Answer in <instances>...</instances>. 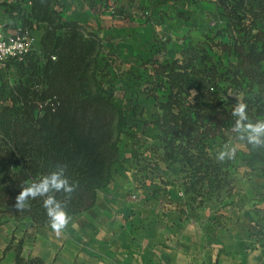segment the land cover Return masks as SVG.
<instances>
[{
  "label": "trees",
  "instance_id": "trees-1",
  "mask_svg": "<svg viewBox=\"0 0 264 264\" xmlns=\"http://www.w3.org/2000/svg\"><path fill=\"white\" fill-rule=\"evenodd\" d=\"M90 1L95 4L97 0ZM47 2L48 0H34L32 17L35 20L44 18L38 9L41 10V6ZM216 10L224 20L222 23L225 28L222 34L216 32L215 35H211L212 32H210L208 36L213 37L217 42L212 44L210 39H206L205 34L204 40H191L189 47L208 49L212 45L214 48L222 47L223 51L236 56V60L230 64L228 79L230 80L232 76L234 83L244 86L247 94L254 95L248 97L247 94L246 96L243 94V100L248 105L249 121L256 123L260 121L257 120L258 118L264 116V108H259V105L263 107L261 103L264 100V0H233L232 2L217 0ZM13 11L19 12L20 8L14 7ZM146 12L150 15L149 11L146 10ZM10 15L13 16V13ZM23 22L28 20L24 18ZM79 25L72 18L59 25L56 30L58 42L62 40L59 33H66L69 27L70 37L67 41L70 44L71 41L78 43L81 34L76 28H79ZM93 35L100 38L97 33ZM219 36L221 40L218 39ZM106 38H109L104 46L107 50L102 51L101 58L106 60L105 63L112 64L109 58L113 54L115 64L121 71L116 78V84L123 85L125 84L123 74H126V69H132L135 66L133 63L138 64L141 57L138 52H133L130 46L116 42L114 35H108ZM69 46L67 45L66 49H69L71 55L72 51L78 53L76 61L68 68L65 65L64 70L62 69L64 64H59L53 70L56 77L66 78L65 84L69 86V90L47 94L45 89L51 88V85L43 88L40 90L39 99L35 101L37 105L39 104L37 113L33 107L28 108L25 99L26 102L24 100L25 104L21 110L13 112L12 116L6 114L8 121L0 124V130L4 132V138H0V168H3L8 175L0 180V185L3 187L0 189V201L2 204H8L11 211H17L13 205L16 196L22 190L21 187L40 180L44 175L55 170L57 165H63L66 166V175L70 182L75 183L76 190L70 197H66L64 193H57L56 198L66 203V210L70 216L83 212L94 205L97 191L108 185L114 172L117 171V166L122 163L125 151L120 140L122 132L119 130L114 134L118 122L111 119L108 110L110 103L101 97L95 102H92V98L85 101L81 94L74 93L77 91L72 87L75 86L74 83H69L75 77L78 79L80 72L86 73L85 68L75 69L74 67L78 63L87 65L84 62L86 51L91 49L84 45ZM170 49L166 42L156 39L153 47H147L144 52ZM53 56L56 60L52 59ZM29 58H35L42 67V69L39 68L46 70L56 63L58 55L47 52L42 41H39L37 49L29 55ZM193 61L196 62L197 57H194ZM175 64L174 60L165 59L160 62L152 61L151 65L161 81L168 79L170 87H173L174 75L185 73L183 79H176L179 85H183L179 88L182 90V87L184 89L190 86V82H185L184 79L190 81L192 78H189L190 73L184 71L188 70V66L180 67V71H176ZM204 72L199 70V73ZM208 79L215 80L212 76ZM61 82L63 83V80ZM54 89L59 88L54 86ZM215 89L214 86L209 87L211 91ZM219 92L217 89L212 94L218 98ZM37 93L38 90L33 91L31 96L37 97ZM182 93L184 92L180 91L179 95L169 96L164 114L160 120H157L158 125L152 128L154 133L148 137V141L144 142L140 139L143 130H140L141 133L130 132L133 140L126 148L129 149L131 146L132 156L136 158L147 156L149 150L157 152L162 149L161 156L164 159H173L182 163L185 171L192 178V188L200 185L202 189L220 190L228 185L230 178L228 172H220L221 165L216 159L218 140L226 129L235 124L236 117L232 116L234 107L224 109L221 106L219 111L211 110L208 105L201 104L205 98H195L196 102L190 104L192 99H188ZM221 94L226 95L236 104L239 102L238 98L227 95V89L221 91ZM93 104L96 105L95 108L91 106ZM257 151L264 154V146L258 147ZM12 172L13 174L10 175ZM8 181L10 183L6 184ZM43 199L44 197H39L30 200V206L23 210L32 222L30 226L45 227L49 224ZM24 246L25 239L21 238L15 247L14 264H45L41 257H26L23 253Z\"/></svg>",
  "mask_w": 264,
  "mask_h": 264
},
{
  "label": "crops",
  "instance_id": "crops-1",
  "mask_svg": "<svg viewBox=\"0 0 264 264\" xmlns=\"http://www.w3.org/2000/svg\"><path fill=\"white\" fill-rule=\"evenodd\" d=\"M58 1L63 9L87 5L100 38L114 35L138 53L147 48L138 45L153 47L156 39L169 48L204 40L205 20L217 14L216 0H119L114 13L108 0ZM131 149L94 205L72 215L62 235L49 224H26L27 256L45 264H264V207L239 200L228 186L192 188L182 163L164 159L162 149L138 158Z\"/></svg>",
  "mask_w": 264,
  "mask_h": 264
},
{
  "label": "rangeland",
  "instance_id": "rangeland-1",
  "mask_svg": "<svg viewBox=\"0 0 264 264\" xmlns=\"http://www.w3.org/2000/svg\"><path fill=\"white\" fill-rule=\"evenodd\" d=\"M230 1L232 2L233 0ZM60 2L64 1L48 0L47 4L41 6V10L38 9L39 13L43 15L44 18H39L37 19L38 21L35 20L37 23H41V26L39 25V28L35 31L38 35V40L42 41L47 52H53L58 55L56 63L52 64V66L46 70H41L42 67L40 63L38 64L35 58H29L28 56L23 61H12L5 66H0V124L1 122L8 121L7 115L12 116L13 112L16 113L17 110H21L22 106L25 104V99L27 100L28 108L33 107L37 113L39 104L37 105L35 101L39 99L40 90L43 88H48L51 85V88L45 89L47 90V94L69 90V86L65 84L66 78L56 77L55 72H53L59 64H64L62 68L64 70L65 65L66 68H68L69 65L71 66V64L76 61L78 53L76 54L72 51L73 54L71 55L69 49H66L67 45H70L69 47L84 45L91 49L86 51V60L84 62L87 65H80V63H78L74 67L75 69L85 68L86 73L80 72L78 74V79L75 77V79L70 80L69 83H74L75 86L72 87L75 88V90L77 89L74 93L78 95L81 94V97L84 98L83 100L85 101L92 98V102H95L96 99L98 100L101 97L105 98V100L110 103L108 110L111 119L118 122L114 134L119 130L122 132L120 140L122 141L125 151L127 150L126 147L129 146L130 142L133 140L130 132L141 133L140 130H143L140 139L144 142L148 141V137L152 136L154 133L152 132V128L158 125L157 120H160L161 116L164 114V108H166V103L169 102L168 99L171 94L179 95L180 91H183V96L192 99L190 104L196 102L195 98H205L203 103H201L203 106L208 105V108H211V110L219 111L221 106H223L224 109H229L236 105V103L230 100V98H227L226 95L223 94L222 96L221 91L227 89V95H230L232 98H238L239 102L247 104V102L243 100L244 95L246 96L247 94L244 86L234 83L232 76L230 80L228 79L230 64L236 60V56H232L228 52L223 51L222 47L216 46L214 48L212 45L209 46L208 49H196L194 47L191 49L189 47L191 44L190 40L183 43L175 42L168 51H155L150 53L144 52L146 49L140 51L138 54L141 58L138 64L133 63L135 66H133L132 69H126V74H123V81L125 84H116V78L121 71L115 64L113 54L112 57L109 58L112 64L105 63L106 60H104L103 57L101 58L102 51L107 50L104 49V46L109 41V38H99L93 35L97 32L96 29L93 31L94 26H96V20L87 15L85 9L87 5L74 4L72 5L73 8L65 5L63 9V5L61 6ZM210 7L209 5H205V8ZM60 8L63 9L65 13L60 12ZM67 16L80 24L79 28H76L81 34L78 43H73L71 41L70 44V42L67 41L70 37L69 27L66 33H59L62 36V40L60 39L61 41H59L61 43L58 42L56 33V30H58L57 27L67 21ZM211 17L212 19L210 22H206L207 20H205L204 31L206 39H210V42L215 44L217 42L216 39L208 35L210 32H212L211 35H215L216 32H221L222 34L225 25H223V19L219 14H214ZM204 19H206L205 15ZM24 25L30 26L31 24L25 22ZM205 26L208 27V29H206ZM220 38L221 36L218 37L219 40H221ZM143 45L145 44H140L137 47H139L140 50H142L141 47H148L147 45ZM194 57H197L196 62L193 61ZM165 59L175 61L176 71H180V67H189H187L188 70L184 71L190 73L191 77L189 78H192V80L187 81V79H184V81L190 82V86L184 87V89L182 87V90L179 89L180 86L183 85H179L176 79H183L185 73L173 76V87H170L167 78L161 81L160 78L157 77V73L154 71L153 65H151L152 61L160 62ZM178 61L180 62L177 63ZM35 62L37 65L33 64L30 66V64ZM199 70L205 72L199 73ZM80 76H82V78H80ZM186 76L188 75L186 74ZM209 76L214 77L215 80L208 79ZM60 80H63V83ZM54 86L59 89L55 90ZM210 86H214L216 88L215 91L209 90ZM217 89L220 91L218 96L221 99L212 94L216 92ZM37 90L38 96H31V92L33 93V91ZM247 96L253 97L254 95L247 94ZM47 102L48 100L44 103V106ZM207 102L210 103L208 104ZM261 105H263V107L259 105V108H264V100ZM91 106L93 108L96 107L95 104ZM41 107L42 106H40V108ZM261 119L264 120V116L257 120ZM241 135L242 133L237 132L234 125H232V127L224 131L218 140L219 146L218 149L216 148L217 153L232 147L236 148V154L233 159H226L223 163L219 162L221 165L220 172H228L229 176H232L229 177L230 180L227 186L229 190H235L236 198H239V200H242V196H244L245 199L250 198L252 204L255 203L262 208L264 207V154L258 153V147L253 148L252 145L247 143L246 134H243L245 136L243 140L239 138ZM0 138H4V132L1 130ZM128 150H130V148ZM124 155L123 153V156ZM12 174L13 172L10 173V175ZM7 176L6 171L0 168V180ZM9 183L8 181L6 184ZM1 188L3 187L0 185V189ZM224 188H226V186H224L223 189ZM7 205L8 204H2V201H0V264H12V261L15 260V247L19 244V240L24 238V236L21 235V231L26 224L32 223L24 211H11ZM23 253L26 257H30L27 256L25 250Z\"/></svg>",
  "mask_w": 264,
  "mask_h": 264
},
{
  "label": "clouds",
  "instance_id": "clouds-1",
  "mask_svg": "<svg viewBox=\"0 0 264 264\" xmlns=\"http://www.w3.org/2000/svg\"><path fill=\"white\" fill-rule=\"evenodd\" d=\"M248 105L244 102H237L232 111V116L236 117L234 128L237 132L242 133L239 137L245 139L253 148L264 146V120L252 123L247 115ZM236 148L221 150L217 153L216 159L223 163L226 159L231 160L235 157ZM21 191L15 198L13 207L17 211H23L28 208L29 201L39 197H44L43 207L46 209L49 219V227L52 232L60 236L72 222V217L66 210V203L56 198L57 193H64L70 197L76 190L75 183L70 182L66 175V166L57 165L55 170L44 175L40 180L33 181L26 186L21 187Z\"/></svg>",
  "mask_w": 264,
  "mask_h": 264
},
{
  "label": "built area",
  "instance_id": "built-area-1",
  "mask_svg": "<svg viewBox=\"0 0 264 264\" xmlns=\"http://www.w3.org/2000/svg\"><path fill=\"white\" fill-rule=\"evenodd\" d=\"M118 3L119 0H108L111 13L116 11ZM17 6L20 11L14 12L13 8ZM33 6L34 0H0V66L23 61L37 49L39 40L35 31L41 23L32 17ZM9 10L13 11V16L8 14ZM24 18L30 26L24 25Z\"/></svg>",
  "mask_w": 264,
  "mask_h": 264
}]
</instances>
